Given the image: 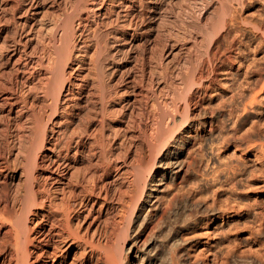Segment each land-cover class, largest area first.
I'll use <instances>...</instances> for the list:
<instances>
[{
  "label": "bare ground",
  "instance_id": "1",
  "mask_svg": "<svg viewBox=\"0 0 264 264\" xmlns=\"http://www.w3.org/2000/svg\"><path fill=\"white\" fill-rule=\"evenodd\" d=\"M215 1V19L202 21L194 36L172 32L164 43L169 60L147 62L121 79L118 90L108 70L119 67L120 43L132 48L154 17L144 13L135 24L140 1L21 0L24 13L14 28L20 40L9 46L15 85L2 97L16 125L3 132L6 156L0 155V264H206L189 244L218 209L193 186L185 189L202 175L197 156L184 154L214 125L217 114L204 103L236 51L234 39L227 49L218 44L225 33L231 36L229 20L246 0ZM47 6L53 10L44 11ZM120 102L122 110L138 109L137 125L130 120L137 131L123 154L117 128L128 113H119ZM233 251L222 264H264L262 253Z\"/></svg>",
  "mask_w": 264,
  "mask_h": 264
},
{
  "label": "rangeland",
  "instance_id": "2",
  "mask_svg": "<svg viewBox=\"0 0 264 264\" xmlns=\"http://www.w3.org/2000/svg\"><path fill=\"white\" fill-rule=\"evenodd\" d=\"M2 1L3 0H0V20H2L0 21V25L3 27H0V89L2 90V87H5V90H0V155L6 156L5 152L3 153L2 151L4 149L3 134L5 132H13L11 130H15L16 125L14 122L15 113L3 105L5 93L7 94L9 91L6 90L9 89L8 87H14L16 77L14 74L16 64L14 60L11 59V47L9 46H11L14 41L20 40V38L16 35L14 28L17 30V24L21 22L19 14L22 13L23 15L25 7L21 0H4L5 2L3 1V3ZM138 1L145 2L141 5ZM197 1H200V4ZM137 2L140 6V11L137 13L139 17L135 21L136 25L141 24L142 17L145 15L144 13L154 17L153 21L149 22L151 25L148 24L150 30L148 35L144 37L145 39L143 37L142 39L141 37L137 38L136 42L133 43L132 48L129 46L126 47V44L123 45V41L120 43L122 45L121 49L123 48L122 51L125 49L126 51H129V53L124 51L123 54L120 49V51L117 52L118 55H116L117 59H119V67L118 65H113L111 66L112 68L110 67L111 69L109 68L108 70V74L110 73L109 75H111L110 77L108 75L110 81L112 79L113 82H111L113 84H119L118 90L121 89V79H125L126 75L128 77V75L131 74L132 76L134 74H138L139 70L143 68L142 66H148L147 62L150 63L153 59L155 60L158 58H160V60L157 61L160 63L161 61L166 62L169 60V53H167L169 52L168 46L164 43H167L170 37V39H172L173 35L171 36V34L175 33L174 36L177 34H183L186 36H188L187 34H189V36L196 35L198 33L197 30L199 29L200 31L199 26L201 27L202 21L204 22V20H209L213 16L215 17L218 5V2L215 0H137ZM189 3H193V8H191V5L188 6ZM15 4L19 6L17 7L19 10L16 9L17 11L13 12L14 6L16 7ZM1 7H3V10ZM46 8L48 9V6ZM46 8L44 11L46 10L48 12L50 8L48 10ZM52 10L53 9L50 11ZM236 10L232 19L233 21L229 20V30H232L231 36L228 38V34L225 33L224 36L220 38V44H218L221 49H227L230 46L229 43L231 40L234 39L236 41L235 46L237 48L235 47L236 51L232 54V63H227L225 65L226 67L223 68L224 70L222 69L220 71L221 73H219L218 76V83L213 86V88H210L207 95L208 98L206 97L204 103L205 108L214 112V114H217L218 116L216 115L217 118L215 117L213 121L214 125L212 127H208L206 133L203 134V138H201L203 140L197 141L184 154V158L187 156H197L196 159L197 161L199 160L198 162L201 166L202 175L194 177V180L190 182L191 184L189 183L185 185V189L189 190L190 187L193 186L198 192H201V195L203 194L202 196L205 198L206 202L211 204L214 201L215 207L218 209L214 218L201 222L194 230L191 235V238L193 239L192 243L189 244V249L191 246H194V248L190 250L196 251V254L199 255L201 262L206 261V264L225 263V261H227L226 257L229 258L226 253H228V250L229 252L233 251V249V254L236 256L240 255V251L244 254L243 255L241 253L242 256L248 255L250 257H257L259 255L261 256L260 253H262V255L264 254V238L262 239L264 231L261 230V228L264 230V220H262L264 219V152L257 148L260 145L259 143L262 142L261 138L264 137V0H246L244 5L242 7L238 6ZM149 11L152 12L150 13ZM16 14L18 16H16ZM214 17L212 19H215ZM14 18L15 20L13 21ZM14 25L15 27H13ZM184 31L186 34H184ZM196 31L197 33H195ZM15 38L17 40H15ZM170 39L168 43H171ZM11 41L13 42L11 43ZM160 53L163 54L164 57H162V55V58L159 57ZM122 57L126 61L122 59ZM157 61L150 63V67L156 66V63H158ZM248 67L252 69L250 70ZM258 68L261 69V72L254 74L256 70H259ZM135 69L139 70L136 71ZM252 70L254 72H252ZM245 71L246 73L250 71L248 73L249 77L245 74ZM251 73L253 74L251 75ZM261 74L262 78H260ZM246 77L248 79H246ZM117 80L121 82L119 83ZM249 80H251V82ZM257 80L260 81L257 83ZM244 82L245 84L243 85ZM247 82H249L251 86H248L250 84L248 83L247 85ZM242 85L243 87L246 85L244 87L246 90L243 93H241V89L243 88ZM248 87L250 88L248 89ZM192 101V105L188 110L189 114L194 111L195 107L193 104L195 103V100L193 99ZM121 108L122 103L120 102L117 110L119 113L124 112L125 114H128L125 115V119L123 122L119 123L117 128L119 130H117L118 137L116 145L119 144L121 146V148L119 147V151L121 150V153L123 151L126 153L128 149H130L128 147H131L130 145H132L130 144L132 143V138L130 139L129 137L135 135L137 131V126L134 127L133 123H130V120L134 122L136 119L138 122V109L137 107H134V111L132 110L131 112V110H127V112ZM212 108H214V111H212ZM131 114L133 117H131ZM135 122L134 125H137V122ZM126 124H128L127 126L132 125L131 127L134 129L129 130ZM88 127L93 130L95 129V124L92 123ZM126 128L129 132L126 131ZM109 133L112 134V137L110 136V138L113 140L114 132H108V134ZM130 134L131 136H129ZM123 135H125V138L127 139H124ZM122 142L127 148L124 147L125 145ZM250 142H253L251 143L253 146L256 144L255 142H257V144L255 147L248 146V144L250 145ZM190 151H195L196 154H191ZM198 152H200V154H198ZM185 159H189V157ZM262 169L263 172H261ZM210 178L216 181L214 182L210 180V183ZM208 183L210 184L208 185ZM207 189L209 193L207 192ZM260 217L262 219H260ZM258 227H260V230H257ZM231 242L236 243L237 248L234 244L232 245ZM231 246H233L232 250L230 248ZM226 247H229L230 249L227 248L226 251ZM225 254L226 256H224ZM230 254L232 255V253ZM222 256L225 260L222 259Z\"/></svg>",
  "mask_w": 264,
  "mask_h": 264
}]
</instances>
